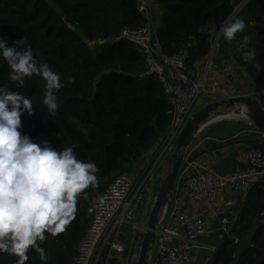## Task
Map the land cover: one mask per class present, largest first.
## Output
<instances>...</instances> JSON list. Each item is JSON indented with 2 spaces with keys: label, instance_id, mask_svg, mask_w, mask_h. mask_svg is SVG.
<instances>
[{
  "label": "trees",
  "instance_id": "1",
  "mask_svg": "<svg viewBox=\"0 0 264 264\" xmlns=\"http://www.w3.org/2000/svg\"><path fill=\"white\" fill-rule=\"evenodd\" d=\"M153 1L161 10L156 37L162 53L169 58L182 54L184 72L194 76L221 25L244 0ZM236 16L244 18L247 27L233 41L221 35L213 59L227 58L244 44L235 64L250 79L264 108V0H248ZM145 23L135 0H0V35L9 44L25 37L37 59L47 62L65 83L57 92L60 108L53 118L42 104L43 81L26 80L19 90L31 97L36 114L21 118L23 131L58 149L74 144L80 158L93 160L99 169L97 185L81 194L86 198H78L76 218L63 233L45 241L47 264L75 263L94 214L89 200L119 175L130 174L171 124L172 107L161 83L155 75L140 77L145 70L142 53L132 42L119 39L124 30H137ZM93 43L97 46H90ZM252 49L255 60L244 61L243 53ZM8 71L0 58V85L15 89ZM68 76L73 83H67ZM237 142L264 154V141L255 136L241 135ZM263 211L264 185L257 184L248 191L210 264H264V225L258 222ZM129 233L124 230L121 237L125 244ZM29 255L28 264H41L37 254ZM0 264H15V257L0 254Z\"/></svg>",
  "mask_w": 264,
  "mask_h": 264
},
{
  "label": "built area",
  "instance_id": "2",
  "mask_svg": "<svg viewBox=\"0 0 264 264\" xmlns=\"http://www.w3.org/2000/svg\"><path fill=\"white\" fill-rule=\"evenodd\" d=\"M135 1L146 23L137 30H124L119 39L132 42L139 48L145 67L140 77L155 75L172 107L171 124L158 144L166 142L159 156L161 158L170 151L185 121L200 107L198 98L206 93L209 70L206 69L203 75L191 77L184 72L182 54L175 58L163 54L156 37L157 28L151 18L153 0ZM218 38L220 33L215 40ZM244 47V44H238L235 54L230 58L235 61L236 55ZM209 63L211 65V59ZM222 89L225 90L222 86L213 87L209 95L222 96ZM239 150L243 155L242 167L225 175H218L201 161L193 159L190 152H186L169 206L156 235L149 264H191V253L196 249L209 250L210 255L205 264H210L218 243L229 235L235 224L240 207L225 204L221 216L214 218L210 217L209 210L228 195H238L243 200L253 186L264 185V154L254 147L242 146ZM154 168L145 170L136 178L129 174L119 175L103 193L89 200L94 214L79 245L74 264L133 263L138 232L146 215ZM82 197L86 198L84 195L79 196ZM258 222L264 225V211ZM126 229L130 230L128 244L121 241ZM210 238L214 244L205 243Z\"/></svg>",
  "mask_w": 264,
  "mask_h": 264
},
{
  "label": "clouds",
  "instance_id": "3",
  "mask_svg": "<svg viewBox=\"0 0 264 264\" xmlns=\"http://www.w3.org/2000/svg\"><path fill=\"white\" fill-rule=\"evenodd\" d=\"M246 27L244 18L233 16L221 25L220 33L233 41ZM25 41L21 37L9 44L0 35V58L15 85V89L0 85V254L15 257V264H28L29 253L34 252L41 264H47L45 241L63 233L76 218L78 198L97 185L99 169L93 160L80 158L76 145L58 149L23 131L21 118L36 114L31 97L19 90L26 80L43 81L42 104L53 118L60 108L57 92L65 86L61 75L37 59ZM242 58L254 61L255 49ZM65 79L74 82L71 76Z\"/></svg>",
  "mask_w": 264,
  "mask_h": 264
},
{
  "label": "crops",
  "instance_id": "4",
  "mask_svg": "<svg viewBox=\"0 0 264 264\" xmlns=\"http://www.w3.org/2000/svg\"><path fill=\"white\" fill-rule=\"evenodd\" d=\"M151 8V18L153 24H155L156 28L158 29L161 19V10L154 1ZM153 8L155 10L154 14L152 13ZM154 16L155 19L153 18ZM216 50L213 54V57L211 58V68L208 71L207 82L205 85L206 93L201 98L199 104L200 107L209 102L226 99L229 96L251 95L253 93L250 79L242 69L237 67L235 61L230 58V55L227 58H221L218 56L215 60L213 59L216 54ZM202 64L203 63L197 66L196 74H194V76L190 75L191 77L198 76L201 71ZM221 86L226 90L225 91L222 89V92H220L222 96L212 97L209 95V91L213 87ZM229 123L230 122L226 121H218L209 124L196 136L187 150L192 154L193 159L201 161L203 164H205V166L212 169L218 175H225L235 169L242 167L243 155L242 151L239 150V147L244 145L240 142H237L239 136H255L257 139L264 141V134L262 135L256 132L254 129L249 130V124H246L248 127V130H246L245 127H240L238 124L231 122V125ZM242 128L245 130H242ZM200 134H202V138H199ZM161 139L162 136L155 143V145L140 159L139 164L144 165L142 169L146 167L149 160L156 156V152H158L159 149L158 144ZM195 154H197V156H194ZM141 170L139 171V174L143 173ZM160 171L161 169L159 172ZM244 201L245 198L241 200V197L238 195H228L222 200H219V202L214 204V207L209 210L210 217L214 218L216 216H221V211L224 209L225 204L242 207ZM205 243L214 244L215 242L212 238H210L205 240ZM209 255V250L207 249L193 250L191 253V264H205L209 258Z\"/></svg>",
  "mask_w": 264,
  "mask_h": 264
},
{
  "label": "water",
  "instance_id": "5",
  "mask_svg": "<svg viewBox=\"0 0 264 264\" xmlns=\"http://www.w3.org/2000/svg\"><path fill=\"white\" fill-rule=\"evenodd\" d=\"M247 2L248 0H244L231 17L236 16ZM218 41L219 38L215 40L208 60L213 57ZM228 114L230 116L245 114L247 124L264 134V108L256 98L254 91L251 95H238L213 101L195 110L185 121L172 148L165 157L154 190V202L148 208L138 232L132 264H149L150 262L156 235L160 229L162 217L169 206L179 168L193 140L204 127Z\"/></svg>",
  "mask_w": 264,
  "mask_h": 264
},
{
  "label": "rangeland",
  "instance_id": "6",
  "mask_svg": "<svg viewBox=\"0 0 264 264\" xmlns=\"http://www.w3.org/2000/svg\"><path fill=\"white\" fill-rule=\"evenodd\" d=\"M154 8H153V14H154ZM154 19H155V16L153 17ZM157 18H159V17H157ZM90 46H92V47H95V46H97V44L96 43H93V44H91ZM209 67V68H208ZM210 68H211V65H210V63H209V60H208V57L206 58V60L203 62V64H202V67H201V71H200V73L199 74H201V75H203L204 73H205V70L206 69H208V70H210ZM201 98L202 97H199L198 98V102H200L201 101ZM210 103V102H209ZM218 121H223V122H233V123H239V124H242V125H246L248 122H247V120H246V117H245V114H237V115H225V116H222V118H219L216 122H218ZM205 128V127H204ZM203 130V129H202ZM199 138H202V134H200L199 135ZM159 149H158V152H156V156L155 157H153L151 160H149V162L147 163V165H146V167H144L143 169H142V167L144 166V165H142V164H139V162H137L135 165H134V167H133V169H132V171H131V173L129 174L131 177H133V178H136V177H138L139 176V171L141 170V172H144L145 170H149V169H151L153 166H155V168H154V170H153V175H152V178H153V181L151 182V187H150V195H149V198H148V200H147V210H148V208L152 205V203L154 202V190H155V186H156V182H157V179H158V177H159V175H160V172H159V170L160 169H162V166H163V164H164V160H165V157H166V155L169 153V151H167L166 153H164L163 154V156L161 157V158H159V156L162 154V151L165 149V147H166V142L165 143H163V144H160L159 146ZM158 161V162H157ZM139 164V165H138ZM147 168V169H146ZM147 210H146V212H147ZM238 240V239H237ZM239 242V241H238ZM238 242H234L235 244H238Z\"/></svg>",
  "mask_w": 264,
  "mask_h": 264
},
{
  "label": "bare ground",
  "instance_id": "7",
  "mask_svg": "<svg viewBox=\"0 0 264 264\" xmlns=\"http://www.w3.org/2000/svg\"><path fill=\"white\" fill-rule=\"evenodd\" d=\"M172 148V147H171Z\"/></svg>",
  "mask_w": 264,
  "mask_h": 264
}]
</instances>
